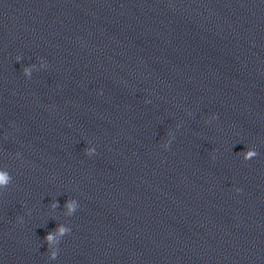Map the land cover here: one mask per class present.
Returning a JSON list of instances; mask_svg holds the SVG:
<instances>
[{
    "label": "clouds",
    "instance_id": "obj_1",
    "mask_svg": "<svg viewBox=\"0 0 264 264\" xmlns=\"http://www.w3.org/2000/svg\"><path fill=\"white\" fill-rule=\"evenodd\" d=\"M20 57H17V60H19ZM256 155L255 153H252V152H249L246 154V159L247 158H251L252 156ZM0 182H4V177L3 176H0Z\"/></svg>",
    "mask_w": 264,
    "mask_h": 264
}]
</instances>
